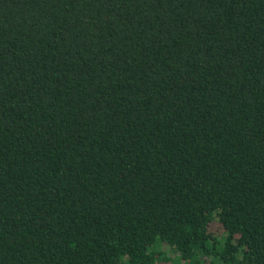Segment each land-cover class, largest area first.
Here are the masks:
<instances>
[{
	"label": "trees",
	"instance_id": "1",
	"mask_svg": "<svg viewBox=\"0 0 264 264\" xmlns=\"http://www.w3.org/2000/svg\"><path fill=\"white\" fill-rule=\"evenodd\" d=\"M0 264H264V0H0Z\"/></svg>",
	"mask_w": 264,
	"mask_h": 264
}]
</instances>
